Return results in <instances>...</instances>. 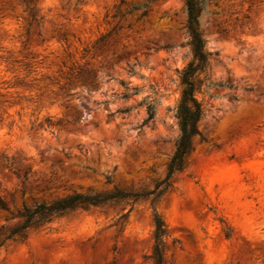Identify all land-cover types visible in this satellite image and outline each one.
<instances>
[{
	"label": "rangeland",
	"instance_id": "obj_1",
	"mask_svg": "<svg viewBox=\"0 0 264 264\" xmlns=\"http://www.w3.org/2000/svg\"><path fill=\"white\" fill-rule=\"evenodd\" d=\"M185 23L184 0H0V240L24 206L164 179ZM201 31L215 85L159 198L66 211L3 240L0 264H155L154 213L163 264H264V0L207 1Z\"/></svg>",
	"mask_w": 264,
	"mask_h": 264
},
{
	"label": "trees",
	"instance_id": "obj_2",
	"mask_svg": "<svg viewBox=\"0 0 264 264\" xmlns=\"http://www.w3.org/2000/svg\"><path fill=\"white\" fill-rule=\"evenodd\" d=\"M27 3V0H22ZM211 0H184L186 15V31L189 37V45L191 58L178 71L179 83L181 85L178 102L175 106V115L179 133L175 140L174 152L167 163L166 175L164 179L151 191L132 193L115 189L109 193H78L73 192L62 198L49 202H36L31 206H24L19 215L23 220L20 224L8 230L3 240L13 237H20L29 227H39L49 222L52 218L62 213L73 210L76 207L86 209L92 205H100L106 202H116L124 199H132L133 201L153 195L152 200H156L162 192L169 186V178L175 172L182 169L184 159L191 149L192 139L196 135H201L200 122L205 114L203 99L198 94H208V90L215 85L207 76V64L210 52L205 49V40L201 31V19L206 12V2ZM137 6L131 8L136 9ZM99 37L97 40H101ZM89 79V78H87ZM90 81V80H86ZM134 91L126 93L125 96L132 95ZM155 99L145 97L138 105L145 107V122L150 121L154 117ZM132 107H125L121 110L127 113ZM49 122V119H45ZM9 157L4 156L0 161L1 164L11 168ZM29 171V167L23 166V173L20 175L19 170H13L17 177L25 176ZM0 208L7 209L5 202L0 197ZM153 259L155 264H163V236L166 234V228L162 219L154 213L153 215Z\"/></svg>",
	"mask_w": 264,
	"mask_h": 264
}]
</instances>
